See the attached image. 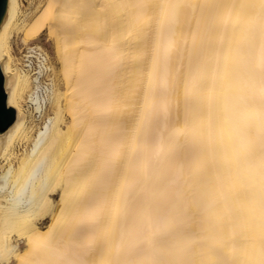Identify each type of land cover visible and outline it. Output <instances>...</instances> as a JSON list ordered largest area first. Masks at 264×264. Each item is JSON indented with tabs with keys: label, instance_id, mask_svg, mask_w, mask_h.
<instances>
[{
	"label": "bare ground",
	"instance_id": "obj_1",
	"mask_svg": "<svg viewBox=\"0 0 264 264\" xmlns=\"http://www.w3.org/2000/svg\"><path fill=\"white\" fill-rule=\"evenodd\" d=\"M32 3L0 26V264H264V0Z\"/></svg>",
	"mask_w": 264,
	"mask_h": 264
},
{
	"label": "water",
	"instance_id": "obj_2",
	"mask_svg": "<svg viewBox=\"0 0 264 264\" xmlns=\"http://www.w3.org/2000/svg\"><path fill=\"white\" fill-rule=\"evenodd\" d=\"M8 0H0V26L7 11ZM16 118L15 110L7 103V93L4 87V75L0 68V133H3Z\"/></svg>",
	"mask_w": 264,
	"mask_h": 264
},
{
	"label": "built area",
	"instance_id": "obj_3",
	"mask_svg": "<svg viewBox=\"0 0 264 264\" xmlns=\"http://www.w3.org/2000/svg\"><path fill=\"white\" fill-rule=\"evenodd\" d=\"M31 0H23L25 4H29ZM23 66L30 71L33 75L39 76L40 65L44 61L40 50L34 46H23L18 50Z\"/></svg>",
	"mask_w": 264,
	"mask_h": 264
},
{
	"label": "rangeland",
	"instance_id": "obj_4",
	"mask_svg": "<svg viewBox=\"0 0 264 264\" xmlns=\"http://www.w3.org/2000/svg\"><path fill=\"white\" fill-rule=\"evenodd\" d=\"M39 1H41V0H31L29 3L33 2L32 4L34 6L35 4L38 5ZM23 10H25L26 13H29L30 14L33 9H30L29 5L27 6V4L24 3ZM21 37H22L21 34H15L14 35V38L12 40V44H11L12 52H13L14 56L16 57L17 63L19 61L17 58H19V52H18V50H20V45L26 46V45H24L22 43ZM32 43H35L36 45L41 46L48 53V55H50L51 60L53 62H55V57H54V54H53V45H52L51 40L46 35V33L43 34V36L40 38V40L35 41V42H32Z\"/></svg>",
	"mask_w": 264,
	"mask_h": 264
}]
</instances>
